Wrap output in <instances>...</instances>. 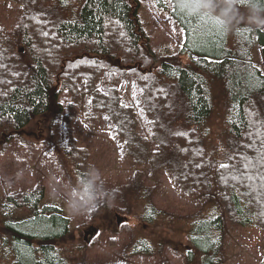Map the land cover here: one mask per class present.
<instances>
[{
    "label": "trees",
    "instance_id": "16d2710c",
    "mask_svg": "<svg viewBox=\"0 0 264 264\" xmlns=\"http://www.w3.org/2000/svg\"><path fill=\"white\" fill-rule=\"evenodd\" d=\"M6 1L20 4L21 14L11 29L0 23V152L13 141L23 144V138L31 134L25 129L32 124L42 123L49 133L52 121L61 116L68 135L66 145L54 142L50 153L56 160L54 167L77 185L87 170L95 167L90 145H79L74 138H80L74 135V126L82 87L89 95L84 119L109 117L105 120L112 132L123 140L122 155L136 167L146 168L145 172L136 169L124 184L107 186L104 181L111 195L99 201L85 219L117 213L162 233L155 241L143 236L140 228L127 227V222L120 227L115 223V228L107 231L125 236L124 256L158 257L167 249L176 252L183 242L167 238L168 230H173L184 232V248L191 243L200 251V264H226L225 222L264 228V188L260 187L264 181L257 176L264 174V165L245 169L246 161L241 159L247 156L255 163L256 148L264 140V71L252 53L259 45L264 61V26L238 21L231 30L222 31L186 15L178 9L177 0H169L170 14L184 37L175 54L156 55L138 15L140 0H82L75 12L68 8L73 4L70 0ZM155 2L164 6V0ZM246 3L238 0L237 7L247 8ZM114 69H133L137 74L149 136L140 132L136 111L120 90L113 84L98 85L99 77ZM53 93L69 96L58 115L50 110ZM216 104L222 107L218 106L217 112L224 111V141L213 151L210 136ZM253 140L255 148L248 147ZM221 164L229 167L221 168ZM164 170L172 173L182 193L200 195L186 214L159 207L156 187L148 178L157 180ZM247 175L257 179L249 181ZM43 194V188L35 186L4 197L0 255L12 256L9 247L15 248L14 238L23 236L11 222L23 217L13 216L10 207L55 225V232L49 235H32L28 242L33 246L26 247L28 256L18 250L9 264H125L88 260L82 231L73 244L69 219L60 208H39ZM116 240L111 236L108 244L116 245ZM75 251H80V256H71ZM184 264H190V259Z\"/></svg>",
    "mask_w": 264,
    "mask_h": 264
},
{
    "label": "rangeland",
    "instance_id": "374dc122",
    "mask_svg": "<svg viewBox=\"0 0 264 264\" xmlns=\"http://www.w3.org/2000/svg\"><path fill=\"white\" fill-rule=\"evenodd\" d=\"M70 1L73 4L68 6V8L75 12L76 4L81 3L82 0ZM139 5L138 15L144 33L149 39L150 47L156 52V55L175 54L182 45L184 35L181 27L170 14L169 0H164L163 7H158L155 0H140ZM239 11L245 17L242 21L251 23L247 19V8H239ZM20 14V4L0 0V23L3 26L9 29L14 27ZM259 25L264 26V24ZM252 53L254 62L264 71L261 47L256 45ZM136 75L133 69H129L126 72L114 69L106 74H102L97 83L98 85L113 84L120 90L125 102L130 104L136 111L140 132L145 136H149V122L142 110L141 89L136 83ZM88 97L87 91L81 87L79 100L75 106L77 116H75L74 126V135H79L80 138H74L77 139L79 145L83 143L90 145V151L93 154L92 164L100 171L107 186L126 183L136 169L145 172V166L136 167L129 157L122 155L123 140L119 135L112 132V126L108 121L103 117L100 119H84V113L87 111L86 103ZM68 99L69 96L67 94L60 93L54 95L53 93V102L50 110L53 113L55 112V115L63 112L64 105ZM215 102L216 100H214ZM220 103L224 105L223 102ZM218 106L220 105L216 104L214 107L215 119H212L211 122L210 149L213 151L219 146L221 141H224V138H222L224 129L221 126L224 111L217 112ZM52 122L49 133L42 123L39 126L32 124L26 127V132H31V134L23 138V144L13 141L7 146L5 151L0 152V213L3 210L1 204L4 202V197L7 194L41 186L44 194L43 199L39 203V208L43 205H53L60 208L62 215L69 219L73 244L77 242L80 230L82 231L83 239L84 231H89L84 241L88 245L86 258L90 261L125 264H184L186 263V259H190V264L201 263V253L199 250L195 249V247L193 248L191 243L188 247L184 248V232L179 231L175 233L173 230H168L169 236L167 238L180 239L183 242L178 245L171 240L169 241L172 242L171 244L178 245L176 252L173 249H167L163 255L158 257L146 254L124 256L121 251L128 242L125 236H122V234L114 235L107 231L109 228H115V223L117 227H120L122 223L127 222V227L134 230L140 228V233L143 236L155 241L159 240V236L162 237V233L156 227L145 223L141 225L140 222L134 219L124 217L117 223L116 216L119 215L117 213H112L106 217L98 214L91 218L90 221L85 220L90 210L81 215L71 214L65 205V198L69 186H73V184L63 170L54 167L56 160H54V155L50 153L54 142L66 145L67 130L64 129V120L61 116L55 117V123L54 121ZM69 174L73 180V174ZM148 180L152 186L156 187L160 208L186 214L199 201L200 195L188 197L182 193L172 173L168 170H164L157 180L150 178ZM9 211L13 216L23 217L11 220L14 224L15 232L17 234L18 232H23V236L14 238L15 248L9 247L12 256L6 253L0 255V264H9L18 250L23 252L25 256H28L27 252L29 249H26V247L31 248L33 246V243H29L32 240V235L37 237V235L44 236L55 232V225L47 219L36 218L34 215H29L28 212L18 207H10ZM83 221L87 222L86 225H83ZM225 228L226 237L223 254L226 264H263L264 228L234 226L227 222H225ZM111 236L117 238L116 245L108 244ZM119 238L123 239V242L118 241ZM191 252L192 256L189 258L188 256ZM73 255L80 256V251L73 252L71 256Z\"/></svg>",
    "mask_w": 264,
    "mask_h": 264
},
{
    "label": "clouds",
    "instance_id": "9594fccd",
    "mask_svg": "<svg viewBox=\"0 0 264 264\" xmlns=\"http://www.w3.org/2000/svg\"><path fill=\"white\" fill-rule=\"evenodd\" d=\"M237 3L238 0H177V7L186 15L229 31L234 23L245 18ZM246 7L249 22L264 24V0H247ZM104 185L100 171L90 167L77 185L69 186L65 198L67 210L73 215H81L95 209L99 201L111 195Z\"/></svg>",
    "mask_w": 264,
    "mask_h": 264
},
{
    "label": "snow or ice",
    "instance_id": "6c2138e0",
    "mask_svg": "<svg viewBox=\"0 0 264 264\" xmlns=\"http://www.w3.org/2000/svg\"><path fill=\"white\" fill-rule=\"evenodd\" d=\"M195 17V16H194ZM43 35L47 36L48 33H43ZM251 76V73H250ZM8 83H10V81H8ZM123 107H127V105H122ZM105 119H109V117L105 116ZM260 132L257 131V138H260ZM256 146V141L253 140L251 145H248V147H253L255 148ZM256 152H257V156L255 158V163H253V159L247 156L241 157V159L245 160L246 163L244 164V168L245 169H250V168H256L259 165H264V140H261V145L259 148H256ZM221 168H228L229 165L227 164H221L220 165ZM257 176L259 177L260 180L264 181V174H257ZM257 176H253V175H247L246 179L249 181H254L255 179H257ZM233 179H239V177H233ZM261 188H264V183H262L260 185ZM151 214V213H150Z\"/></svg>",
    "mask_w": 264,
    "mask_h": 264
},
{
    "label": "water",
    "instance_id": "95a60500",
    "mask_svg": "<svg viewBox=\"0 0 264 264\" xmlns=\"http://www.w3.org/2000/svg\"><path fill=\"white\" fill-rule=\"evenodd\" d=\"M121 218H123V217H121V216H119V215L116 216L117 223L120 222ZM88 232H89L88 230H87V231H84V239H85V240H86V236H87V233H88Z\"/></svg>",
    "mask_w": 264,
    "mask_h": 264
}]
</instances>
